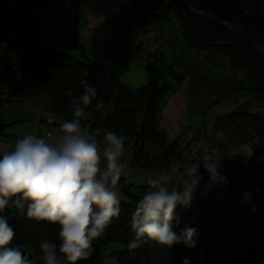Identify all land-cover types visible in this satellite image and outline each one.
<instances>
[{"label": "trees", "instance_id": "obj_1", "mask_svg": "<svg viewBox=\"0 0 264 264\" xmlns=\"http://www.w3.org/2000/svg\"><path fill=\"white\" fill-rule=\"evenodd\" d=\"M77 4L89 9L92 16L103 17L119 30L127 25L124 16L140 10L154 2L158 7L169 2L174 3V21L178 25L184 43L191 49L203 52L205 61L213 63L217 57L228 59V68L231 72L243 71L246 76L247 88L239 87V91L247 93V100L232 115L217 119L214 126L215 134H223L233 138V141L250 140L254 146L253 158H264V0H74ZM157 17L153 16L145 22H138V26L153 27L157 24ZM23 23L32 26L33 21L28 17ZM18 28L15 29L14 39L0 38V50L4 51L8 60L18 68L21 76L11 93L14 100L36 98L40 95L51 99L52 114L71 119L70 101L83 94L82 80L87 79L98 90L97 99H102L104 107L97 111L96 101L88 109L92 116L83 121V126L90 129H111L129 140H135L142 146L150 144L162 149L158 156H150L139 152L133 156L132 167L148 171L164 168L169 156L176 149L166 146L165 136L155 129V119L159 106L169 89L162 80L132 90L119 82L116 75L97 64L72 60L70 53L78 50L73 35L61 36V54H54L50 46L36 48L35 54L31 51L20 50L16 44ZM35 55V56H34ZM3 61L0 58V63ZM221 66V65H220ZM181 67L184 73H178ZM191 71V65L176 62L173 67H166L167 75L181 82L185 71ZM222 67V66H221ZM10 72L11 68L4 67ZM5 78L0 71V110L3 100L1 88ZM71 90L73 96L66 92ZM233 92L238 94L237 89ZM228 94V93H227ZM112 106V111L108 110ZM145 109L144 118L139 127L137 116ZM101 111L104 113L101 115ZM3 132L0 128V134ZM216 142V141H215ZM176 143V142H174ZM217 143V142H216ZM172 145V144H171ZM221 146V145H220ZM253 146V145H252ZM242 159L248 168L250 163ZM259 168V167H255ZM163 170V169H162ZM131 186L125 187L127 192ZM139 193L145 194V188H137ZM142 196H132L128 201H122V212L118 220H114L105 234L93 241L94 252L87 261L77 264H89L103 248L109 244H122L124 249L115 253L116 264H182L185 258H190L191 264H221L211 258L202 241H197V247L190 249L183 244L174 245L168 257L159 258L154 254L153 242L129 252L127 245L134 239L130 221L137 203ZM3 215L7 216L14 226L16 235L13 245L28 248L25 253L31 259H42L40 244L48 239L59 245L58 225L48 222H35L12 206V210L5 208ZM191 227V225L187 224ZM184 228L180 224L174 230L179 233Z\"/></svg>", "mask_w": 264, "mask_h": 264}, {"label": "clouds", "instance_id": "obj_2", "mask_svg": "<svg viewBox=\"0 0 264 264\" xmlns=\"http://www.w3.org/2000/svg\"><path fill=\"white\" fill-rule=\"evenodd\" d=\"M83 94L70 101L71 119L60 125L51 138L26 134L14 149L0 154V264H34L28 254L13 245L14 226L3 215L6 206H14L29 220L58 225L59 245L44 239L40 249L44 264H77L93 254V241L102 237L122 212L119 182L126 174V137L111 129L90 130L83 126L92 112L104 107L97 99V88L87 79L81 81ZM73 96L71 90L66 92ZM104 113L101 111V115ZM254 147L249 143L235 145L233 158L251 160ZM221 160L216 161L209 147L193 160L174 162L149 177L150 191L137 203L130 226L134 233L127 245L133 252L149 242L172 248L176 244L197 247L198 229L185 226L179 233L180 210H188L203 181L201 168L209 176L205 196L213 186L228 183L221 175ZM257 191H261L258 187ZM246 192L244 200L250 202ZM252 212L256 206L252 204ZM182 264H191L185 258Z\"/></svg>", "mask_w": 264, "mask_h": 264}, {"label": "crops", "instance_id": "obj_3", "mask_svg": "<svg viewBox=\"0 0 264 264\" xmlns=\"http://www.w3.org/2000/svg\"><path fill=\"white\" fill-rule=\"evenodd\" d=\"M27 17L33 21L34 25L29 26L22 22ZM125 21L127 25L123 30H119L105 18L92 16L89 9L77 4L74 0H0V38L14 39L15 29L18 28L16 44L20 50L31 51V54L36 55L34 53L36 48L50 46L53 53L58 55L62 53L61 36L73 35L79 49L69 54L72 60L102 66L112 71L120 83L132 90H138L156 82L160 84L161 80L164 82L165 74L163 75L161 71L165 72L167 66L164 64L162 55L159 56L158 54L160 50L172 47V43L161 46L154 57L146 58L137 54L131 55L128 49L129 40L142 29L151 27L136 25L138 22L145 21L128 19ZM177 33L179 35L180 30L177 29ZM0 53L6 56L4 51L0 50ZM159 61L161 71L157 69ZM184 61L187 63L189 60ZM9 63L12 65L10 61ZM218 65L225 67V63ZM0 67L5 72L2 62ZM13 68L15 72L9 70V73L14 76L17 75V72L21 74L20 70L12 65ZM176 69L178 73H184L181 67ZM200 76L195 75V72H192V76L185 73L181 82L168 76L170 78L168 79L170 82L169 89L166 92L168 98L165 104L161 106L163 110L160 122V126L165 132L157 131L164 134L167 147L171 146L172 149L182 147L186 140L185 138L184 141L180 142L179 138L183 134H188L186 132L188 117L186 119V115L191 105L188 93L196 91L195 83ZM22 100L27 102L25 106L28 112H36V117L37 111L47 114H39L42 122L48 114H52L49 96L40 95L36 98ZM40 125L41 123L38 124V127ZM47 128L46 131L58 132L56 126ZM153 147L156 149L154 156H158L162 149L158 146ZM9 150L10 148L7 151L0 150V154L10 152L11 150ZM125 160L127 162L126 174L121 177L118 187L121 201L127 202L132 196L144 195V193H139L137 188H145L148 175L153 173L156 176L163 168L159 167L155 171L139 170L132 167L133 158L125 157ZM129 186H131L129 190L124 192L123 189ZM36 261L44 264L43 258Z\"/></svg>", "mask_w": 264, "mask_h": 264}, {"label": "rangeland", "instance_id": "obj_4", "mask_svg": "<svg viewBox=\"0 0 264 264\" xmlns=\"http://www.w3.org/2000/svg\"><path fill=\"white\" fill-rule=\"evenodd\" d=\"M154 13H156L155 16H158V22L155 26H161L169 36L167 44L172 43V47L166 48L165 50L162 49L158 54L159 56L162 55L165 66L170 68L173 67L174 63L179 62L180 60V63H185L184 60L188 59L189 61L186 64L191 65V71L195 72V75H201L195 83L196 91L188 93V99L190 100L191 105L188 108L186 115V119L188 117V127L186 129V132L189 133V131H192L203 135L208 139L216 141L217 144H220L222 146L224 154L229 158H233L231 149L235 145L249 143L254 147L257 143H251L250 140L243 141L241 139L239 140L240 143H237L236 141H233V138L223 134H215L213 131L217 119H222L224 117L232 115L238 108L245 104L247 98H249H246L247 93H243L238 90L239 87L243 89L247 88L245 73L243 71L231 72L228 68V59L226 57H217L215 63H208L205 61L206 56L203 52L198 53L197 51L188 47L184 43L181 35H178L177 33V29L179 30V27L174 21L173 2H169L161 7H158L154 2H152L147 4L140 10L125 15L124 18L131 21H147L154 16ZM152 28H146L144 30L142 29L141 32L150 30ZM137 55L140 57H144L140 53H138ZM0 58L4 62V67L6 66L12 69V65L9 63L8 58H6L3 53H0ZM219 63H225V67H221L220 65H218ZM157 69H161L160 61L157 63ZM0 71H2L5 78V81L1 88V94L3 100H7L2 104V108L0 110V128H2L3 130V132L0 134V150L7 151L8 148H10V150L12 151L17 140L22 138L24 135L34 134L42 137L45 131L48 129L47 127L51 126L46 124L45 119L44 122L40 120L39 114L47 115L46 113L37 111L36 117L35 111H27V107L25 106L27 102H23L22 99L14 100L13 98H10L11 93L16 85V81L19 79V75L21 74L17 72V75L14 76L6 70L4 72L2 70V67H0ZM12 71L15 72L14 68L12 69ZM184 71L192 76V72L190 70L184 69ZM161 72L163 75L165 74L164 83L166 85H169L170 82L168 79L170 78H168L167 73L163 71ZM233 88L237 89L238 94H235L233 92ZM167 98L168 97L165 94L159 106L158 113L155 119V129L161 133L165 132V130L160 126L163 110L161 106L165 104ZM108 110L110 112L112 111L111 105L108 107ZM144 114L145 109L141 111L139 116H137L139 120V127L142 124ZM37 122L38 124L41 123L40 127H38ZM187 135V133L183 134L179 138L180 142L184 141L185 138L187 140ZM126 149L127 150L125 157H127L128 159L133 158V156L135 154H138L139 152L149 153L150 156H154L156 151L153 145L147 144L142 146L135 140H129L126 143ZM246 161H248L247 163H250V166L252 168L259 167V169L264 171V158H252L251 160ZM6 208L12 210V205L6 206ZM183 223L184 227L188 224V222L186 221H183ZM240 235V232L233 230L218 231L215 233L204 234L201 238V241L208 248L215 249L226 247L228 249H232L240 243ZM153 245V252L155 253V256L157 255V257L159 258L161 256L162 258L169 256V251L171 248L168 249L156 244L155 242H153ZM176 245L178 246V244ZM20 249L24 253L29 252L28 248ZM123 249L124 246L120 243L109 244L99 253H97L96 257L89 264H116V260L113 255H115V253L117 252H121ZM34 264L41 263L34 260Z\"/></svg>", "mask_w": 264, "mask_h": 264}, {"label": "built area", "instance_id": "obj_5", "mask_svg": "<svg viewBox=\"0 0 264 264\" xmlns=\"http://www.w3.org/2000/svg\"><path fill=\"white\" fill-rule=\"evenodd\" d=\"M168 34L161 26L141 32L131 38L128 49L131 55L142 54L146 58L154 57L160 47L167 44ZM67 119L61 115L50 114L45 122L49 126H56L58 132L46 131L42 137L48 139L57 135L60 125ZM257 143V139H254ZM209 147L215 160H221L220 172L228 178V183L222 186H213L205 196V184L208 183V173L201 168L203 181L194 198L192 207L180 210V218L188 222L191 227L198 229L197 241H201L204 234L218 231L240 232V243L228 248H206L208 255L221 264H264V171L259 168H248L239 158H229L224 154L222 146L203 135L189 131L187 140L182 147H178L169 156L163 169L174 162L193 160L202 154L203 147ZM155 176L150 173L149 177ZM261 191H257V188ZM147 192L150 186L146 184ZM246 192L252 194L250 202L244 200ZM255 204L256 211L251 206Z\"/></svg>", "mask_w": 264, "mask_h": 264}]
</instances>
